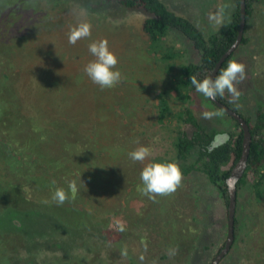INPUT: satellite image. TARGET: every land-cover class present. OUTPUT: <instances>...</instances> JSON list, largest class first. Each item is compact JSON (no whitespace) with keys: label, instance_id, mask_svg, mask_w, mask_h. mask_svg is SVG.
<instances>
[{"label":"rangeland","instance_id":"rangeland-1","mask_svg":"<svg viewBox=\"0 0 264 264\" xmlns=\"http://www.w3.org/2000/svg\"><path fill=\"white\" fill-rule=\"evenodd\" d=\"M164 1L169 8L193 20L206 34L221 26L235 6V0ZM254 5L245 21L247 42H239L229 59L246 66V79L236 85L241 95L235 102L227 92L224 95L251 121L258 108L264 110V2ZM0 9L3 10L0 12V46H5L0 52V84L4 78L1 75L12 74L20 79L23 66L44 69L50 65L59 68L58 71L66 70L58 73L79 74L86 82L81 90L94 99L89 109L98 120L99 134L119 131L112 143L124 147L125 151L114 161L121 169L125 159L128 168L114 176L110 173L99 183L97 195L105 211L96 207L100 205L98 202H93L97 210L94 220H104L102 225H83L81 231L66 234L69 240H62L61 231L50 227L54 218L50 217L47 207L38 205L43 202L29 203L40 211L25 209L22 217L14 214L5 218L0 212V217L4 216L0 221V264H59V257L64 263L71 258L76 260L70 264H208L227 235V203L217 187L203 172L196 170L183 177L175 193L161 196L160 200L156 198L151 204L152 199L148 201L139 190L144 162H133L128 157V153L140 145L150 148L151 157L173 156L172 140L177 127L191 130L190 125L171 116L163 122L156 120V93L167 85L171 72L147 49L140 30L142 10L106 0H0ZM81 19L92 25V35L75 45L69 44V30ZM101 39H106L117 55L116 67L122 73L117 86L104 90L84 72L85 65L94 59L88 45ZM168 41L180 49L173 60L172 72L181 61L199 60V51L179 31L171 32ZM12 42L16 48H11ZM23 61L24 65L19 66ZM25 84L24 81L22 90ZM138 85L142 87L140 91ZM0 93V106L11 110L3 98L8 95V88L1 87ZM139 93L148 95V102L138 101ZM189 94V99L182 101L170 94L168 100L172 108L189 106L199 122L206 129L217 131V136L238 131L234 118L211 99L198 93L195 87ZM205 111H219L222 115L204 119ZM4 148L8 149L5 142ZM263 170L264 164L260 168ZM258 174L249 171L245 181L236 185L234 239L229 252L218 264H264V238L259 237L264 234V196L256 198L252 185ZM110 176L114 178L111 180ZM158 202H167L179 222L184 227L189 226L192 240L182 246L169 244L173 224L166 223L162 212L154 215L153 207ZM150 205L151 210L146 213ZM83 207L89 208L86 204ZM22 219L25 220L23 225L20 224ZM112 219L123 224L122 231L109 226ZM252 233L257 236L252 238ZM252 241L256 247L252 246Z\"/></svg>","mask_w":264,"mask_h":264},{"label":"trees","instance_id":"trees-1","mask_svg":"<svg viewBox=\"0 0 264 264\" xmlns=\"http://www.w3.org/2000/svg\"><path fill=\"white\" fill-rule=\"evenodd\" d=\"M106 1L142 10L144 14L140 30L148 45L147 49L166 65L167 71L171 72L166 80L167 85L156 93V120L163 122L171 116L191 127L190 131L177 127V133L172 140L173 156L156 154L144 161L142 169L149 162H176L182 170L183 177L199 170L217 187L228 203L226 178L242 150V129L238 121L234 119L238 131L228 133L227 141L220 139L209 151V146L217 137V131L206 129L189 106L173 109L168 96L173 94L176 100H187L190 97V89L194 88L190 77L195 75L199 80L208 78L220 56L237 36L240 22L239 0H235V6L225 22L207 34L189 17L169 8L164 0ZM260 1L264 2L245 0V21L251 15L254 4ZM0 12L3 10L0 9ZM246 27L245 22L240 41L243 43L247 42L244 35ZM174 31H179L187 37L199 51L200 57L198 61L179 62L177 69L172 72L175 68L173 60L180 54V49L168 41V35ZM10 46L16 48L13 42ZM4 49L5 46H0V52ZM234 50L222 62L214 79L222 68L227 67ZM22 64L24 65V61L19 66ZM22 69L20 79L12 74L1 75L4 78L1 80L0 88H8V95L3 98L11 110H5L4 106H0V181H2L0 212L5 218L14 214L22 217L25 209L40 211L29 203L43 202L37 204L49 209L50 217L54 218L50 227L61 231V239L66 241L69 240L66 234H71L72 230L81 231L83 225L92 227L102 225L104 220H94L97 210L93 202H98V205L103 202L97 195L100 182L110 173L114 176L128 169L125 159L121 169H118L117 161H114L125 150L124 147L112 143L119 131L99 134L98 120L89 109L94 99H90L88 95V100L86 93L81 90L86 84L82 76L58 73L66 70L58 71L59 68L50 65L44 69L36 66L26 68L23 66ZM24 81L26 84L22 90L21 85ZM141 89L140 86L138 91ZM136 98L138 101L148 102V95L142 96L139 93ZM217 98L237 110L247 121L251 132L247 165L236 185L245 181L249 171L257 172L259 174L252 184L253 191L256 198H263L264 170L260 171V168L264 164V110L258 108L254 120L251 121L248 116L231 105L225 96ZM4 142L8 149L4 148ZM113 178L110 176L111 180ZM52 181L56 183L53 184ZM73 182L74 192L69 188ZM140 185L142 187L141 180ZM56 188H63L68 193L69 199L63 205L58 206L51 200ZM156 198L160 200L163 197ZM150 202L152 204L153 200ZM25 203L28 204L25 206ZM156 203L153 207L154 215L162 212L167 218L166 223L173 224L169 244L182 246L192 240L189 226L184 227L183 223L179 222L175 211L168 207V203L158 202V205ZM85 204L88 209L83 207ZM96 207L99 210L105 208L102 204ZM150 210L151 205L146 213ZM2 217L0 221H3ZM24 219L20 220L21 225L25 223ZM120 224L121 222L112 219L109 226L116 227L112 228L116 230L120 229ZM250 235L252 238L257 236L254 233ZM259 237L264 238V234ZM252 246L256 247L253 241ZM73 261L76 262L71 258L68 263H64L59 257V264H70Z\"/></svg>","mask_w":264,"mask_h":264},{"label":"clouds","instance_id":"clouds-1","mask_svg":"<svg viewBox=\"0 0 264 264\" xmlns=\"http://www.w3.org/2000/svg\"><path fill=\"white\" fill-rule=\"evenodd\" d=\"M92 35V25L86 20L81 19L76 25L72 26L68 33L69 44L75 45L82 39H88ZM89 53L94 57L84 67V72L88 78L101 90L110 89L117 86L122 80V73L117 69L119 59L109 48L106 39L94 40L88 45ZM246 79V66L235 60L229 61L226 68H222L215 79H197L195 75L190 77L191 84L195 90L205 98L216 99L217 96L223 97L225 92L231 95L232 102L239 99L241 93L236 85ZM222 115L219 111H205L202 113L204 119H212ZM223 139L227 141V134L218 135L214 138L209 151L215 147L217 142ZM149 147L140 145L128 153V157L133 162L143 163L151 157ZM142 187L139 189L144 196L155 201L157 196H168L177 191L182 185L183 173L176 162H149L140 173ZM55 184V181H52ZM69 188L74 192L75 183H71ZM69 199L68 193L63 188H56L52 194V202L58 206L63 205ZM48 203V201H45ZM123 230V224H120Z\"/></svg>","mask_w":264,"mask_h":264},{"label":"water","instance_id":"water-1","mask_svg":"<svg viewBox=\"0 0 264 264\" xmlns=\"http://www.w3.org/2000/svg\"><path fill=\"white\" fill-rule=\"evenodd\" d=\"M239 10H240V22L239 28L237 32V36L235 40L230 44V46L223 52L215 66L213 67L208 78L214 79L218 68L221 66L222 62L226 59V57L236 48V46L241 41L244 25H245V0H239ZM212 100V99H211ZM219 108L223 109L230 116L236 119L239 123V126L242 129V150L240 157L235 162L233 167L230 170L229 176L226 178L227 190H228V203H227V235L224 241L223 246L219 249V251L214 255L209 264H217L218 261L228 252L231 247V244L234 239V224H235V208H236V183L240 176L242 175L246 165H247V157L249 153L250 147V139L251 132L249 129V125L245 118L234 108L220 100L216 97V99L212 100Z\"/></svg>","mask_w":264,"mask_h":264},{"label":"flooded vegetation","instance_id":"flooded-vegetation-1","mask_svg":"<svg viewBox=\"0 0 264 264\" xmlns=\"http://www.w3.org/2000/svg\"><path fill=\"white\" fill-rule=\"evenodd\" d=\"M210 73H211V72H210ZM209 75H210V74H209ZM208 77H209V76H208ZM231 117H232V116H231ZM236 197H237V195H236ZM218 251H219V250H218ZM213 257H214V256H213ZM210 261H211V260H210ZM219 261H220V260H219ZM219 261H218V262H219ZM208 264H209V263H208Z\"/></svg>","mask_w":264,"mask_h":264}]
</instances>
